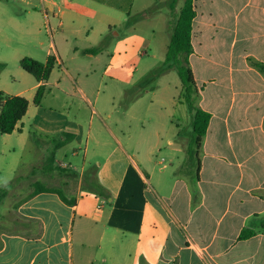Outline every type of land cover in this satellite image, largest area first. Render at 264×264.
I'll use <instances>...</instances> for the list:
<instances>
[{"label":"crops","instance_id":"0c3cea01","mask_svg":"<svg viewBox=\"0 0 264 264\" xmlns=\"http://www.w3.org/2000/svg\"><path fill=\"white\" fill-rule=\"evenodd\" d=\"M183 2L0 3L2 43L22 59L56 60L47 81L26 72L30 87L0 89L29 102L3 145L14 136L21 150L43 142L49 155L33 186L50 189L14 200L11 190L2 201L0 264H264V0H193L189 64L197 106L211 115L198 154L175 118L188 114L183 89L163 102L173 114H132L142 100V92L131 96L135 74L156 57V25L168 29ZM83 148L80 168L61 164L63 188L41 183L57 180L59 151L79 158ZM9 153L0 189L16 178L19 153L10 145ZM89 154L105 162L87 164ZM245 231L252 234L242 239Z\"/></svg>","mask_w":264,"mask_h":264},{"label":"rangeland","instance_id":"374dc122","mask_svg":"<svg viewBox=\"0 0 264 264\" xmlns=\"http://www.w3.org/2000/svg\"><path fill=\"white\" fill-rule=\"evenodd\" d=\"M4 1L5 0H0V3L3 4ZM8 10L10 14H12L11 7L8 8ZM178 14L176 15V17H174V20L173 17L171 18V23L168 29H166L160 22L156 25L157 42H154L152 48V52L155 54L156 57L147 58L141 63L140 68L142 70L149 68V70L144 73V75H141L142 71L140 69L139 73L135 74L136 86L133 88L131 96H135L139 92H142V100L139 104L134 106L132 110V114L134 116L142 118H158L173 114V110L170 107L169 111H166L167 109H165V107L167 104L164 105L163 102L169 103L170 100H173V97L176 99V101L179 100V95L181 94V91L183 89L181 79L176 71H168L162 74H158V71L163 67L167 52V46L170 41L169 33L177 19ZM146 31L149 32V34L151 32L150 29H146ZM14 46H16V44ZM19 56L20 54L17 55L16 52L12 51V48L4 45L2 41L0 42V89L7 90V92L8 90L12 92H17L19 90H23L25 88L30 87L29 79L33 82L32 76L27 75L26 72L21 68L20 61L22 60V57ZM22 77H27L26 86L24 85ZM182 97L181 101L186 106ZM182 112L183 109L180 112L175 113V118L182 119V133L183 135H185L184 138L186 139L185 142L187 144L189 134L192 135L193 133V114L189 111V109L187 115H184ZM94 121L96 127L100 126L99 121L97 119H95ZM145 126L149 127L150 125L145 124ZM133 129L134 132H139L141 128L139 125L133 124ZM3 141L4 138L0 133V173L2 175L8 172L9 168L12 166L14 159V155L11 154L13 153V151L9 153V145L14 147L19 153L16 156V173L13 176V178H15L16 176L13 182L14 187L10 192L11 200H14V195L24 196L30 191L36 189V187L33 186V183L37 179L40 180L39 176L42 175L40 172L42 166L40 165L39 161L41 160V158H43V154H47L48 156L49 153L46 152L43 142L34 143L33 141H28L26 143V146H24L21 150L20 143L18 142V140H16V136L12 138V142L10 144L8 143L6 148L3 145ZM83 154L84 148L79 158H73L71 152L69 151H59L56 155V161L52 164L54 169H56L57 171V180L47 182L41 180V183H47L50 187L61 188V181L64 178H67L64 174L65 171L61 170V164H63L64 161L68 163L72 162V165L69 167V169H72L74 166L77 165H79L80 168L84 162ZM104 162V158L102 157H94L92 154L88 155L87 164L91 163L94 165H98L99 163ZM6 182L7 181H1V183ZM7 206L8 200L4 208H6ZM0 209H2V206H0Z\"/></svg>","mask_w":264,"mask_h":264},{"label":"trees","instance_id":"16d2710c","mask_svg":"<svg viewBox=\"0 0 264 264\" xmlns=\"http://www.w3.org/2000/svg\"><path fill=\"white\" fill-rule=\"evenodd\" d=\"M196 16L193 0H185L177 19L170 31V41L167 47L166 57L163 67L159 69L158 74L168 71H176L181 79L183 87V99L193 114V133L190 142V155L198 154L203 137L207 133L211 115L197 106L199 96L194 74L189 64V56L192 53V32L193 20ZM21 68L32 75L38 82H45L50 78L53 69L56 66V60L49 57L46 62H40L32 58L25 57L20 61ZM259 68L263 66L258 64ZM144 84V83H142ZM46 87L40 86L36 92L34 103L41 105ZM29 102L23 96H8L0 91V133L2 135L12 134L19 121L26 115ZM13 182L6 184L0 189V204L13 189ZM50 190L44 187H37L36 191ZM65 202L68 201L61 196ZM252 233L245 231L242 239L247 238Z\"/></svg>","mask_w":264,"mask_h":264},{"label":"built area","instance_id":"2783aa9c","mask_svg":"<svg viewBox=\"0 0 264 264\" xmlns=\"http://www.w3.org/2000/svg\"><path fill=\"white\" fill-rule=\"evenodd\" d=\"M69 165L68 164H65L64 167H68Z\"/></svg>","mask_w":264,"mask_h":264}]
</instances>
